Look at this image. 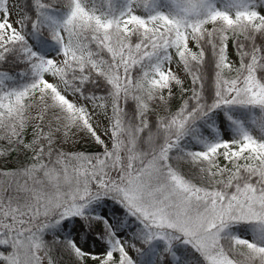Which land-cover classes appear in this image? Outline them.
<instances>
[{"label": "snow or ice", "instance_id": "1", "mask_svg": "<svg viewBox=\"0 0 264 264\" xmlns=\"http://www.w3.org/2000/svg\"><path fill=\"white\" fill-rule=\"evenodd\" d=\"M0 264H264V0H0Z\"/></svg>", "mask_w": 264, "mask_h": 264}]
</instances>
